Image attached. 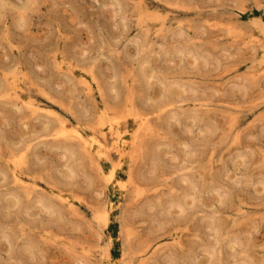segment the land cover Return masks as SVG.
Masks as SVG:
<instances>
[{"label":"rangeland","instance_id":"obj_1","mask_svg":"<svg viewBox=\"0 0 264 264\" xmlns=\"http://www.w3.org/2000/svg\"><path fill=\"white\" fill-rule=\"evenodd\" d=\"M0 264H264V0H0Z\"/></svg>","mask_w":264,"mask_h":264},{"label":"bare ground","instance_id":"obj_2","mask_svg":"<svg viewBox=\"0 0 264 264\" xmlns=\"http://www.w3.org/2000/svg\"><path fill=\"white\" fill-rule=\"evenodd\" d=\"M64 128H65V126L63 125L62 128H61V131L64 130ZM75 133H76V135H77L79 138L82 137L81 134H80V132H79L77 129H75Z\"/></svg>","mask_w":264,"mask_h":264}]
</instances>
